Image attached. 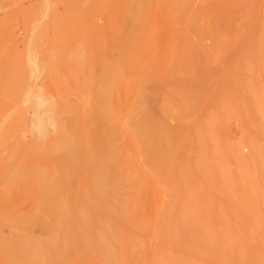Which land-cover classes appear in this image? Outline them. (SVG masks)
<instances>
[{
    "label": "bare ground",
    "instance_id": "6f19581e",
    "mask_svg": "<svg viewBox=\"0 0 264 264\" xmlns=\"http://www.w3.org/2000/svg\"><path fill=\"white\" fill-rule=\"evenodd\" d=\"M259 1L99 0L102 33L92 38L101 50L93 58L99 69L71 70L77 84L57 87L62 100L55 116L43 117L41 99L34 100L31 128L38 140L26 138L25 104H3L0 139L10 135L8 154H0L5 264H224L229 258L264 264L261 160L251 164L241 154L245 144L260 154L259 138L222 146L213 136L224 113L261 120L262 85L248 84L256 93L251 107L222 92V113L204 110L221 92L222 66L212 54L221 56L223 66L242 65L260 75L264 9L261 23L254 21ZM23 2H2L0 11ZM189 135L191 151L184 147ZM228 156L241 161L238 180L226 167ZM250 164L257 171L242 170ZM36 183V208L11 219L4 203L18 204ZM6 222L13 234L2 231ZM53 222L59 227L49 239L31 235ZM254 231L263 236L259 248L250 244ZM137 250H144L139 262Z\"/></svg>",
    "mask_w": 264,
    "mask_h": 264
},
{
    "label": "rangeland",
    "instance_id": "374dc122",
    "mask_svg": "<svg viewBox=\"0 0 264 264\" xmlns=\"http://www.w3.org/2000/svg\"><path fill=\"white\" fill-rule=\"evenodd\" d=\"M0 1L4 2L5 5L8 4V0ZM2 2H0V4H2ZM98 7L99 0H47L46 2L45 0H24L20 5H9L6 10L0 11V110L2 111L0 117H2L4 111V102L10 104L15 102L19 104V102H23V104H25L24 118L27 125H29L28 131L26 132L28 142H34L35 139L38 140L31 128V124L34 122L33 116L36 113V99H41L40 102L42 103L38 113H41L43 117L55 116V107L62 100L57 87L61 84H77L75 76H72L71 70L75 67L85 72L87 70V72H89L93 69H99L98 64H94L93 58H97L101 54V50L99 45L92 42L93 37L98 38L102 33L103 19ZM262 9H264V0H260L256 8L254 21L257 24L261 23L258 17ZM245 21L248 20L246 19ZM262 25L264 29V23ZM210 43L211 41L207 40L206 44L209 45ZM74 50L76 52H74ZM263 50L264 49H262L260 56V75L255 74L257 73L256 71L252 72L247 70L242 65L223 66L221 61L218 60L221 56L215 53L211 55L216 65L222 66L219 72L220 85L217 87V89L220 88L219 90L221 92L215 95L216 98L210 99L211 102L210 100L207 102L204 110L209 112L214 111L216 114L222 113L220 106L222 105V98L220 99V96L224 95L221 94L222 92L228 93V96L237 100L239 104L245 102L247 107H251L256 102V93L249 92L248 84L257 81L260 86L262 85L261 122L254 119L251 120L250 114L247 115L246 113L237 111H233L234 113L230 115L224 113L223 121L216 125L213 136L216 137L222 146H225L227 142L236 144L244 142L249 137L258 136L260 154H255L251 146L247 144H245L246 146L243 145L241 154L245 159H248L251 164L259 162L258 159L260 157L261 163H259L264 172ZM74 53L79 55L77 56V61L72 63L71 60L73 61ZM248 57L249 56H242L241 60L244 58L246 60ZM90 59L93 61L91 62ZM12 88L13 91L11 90ZM14 88L18 90L14 92ZM69 96L70 98L77 97L73 92L70 93ZM217 101H220V103ZM177 123V120L171 119L172 125H177ZM192 123L193 120L189 119L188 125ZM47 129L52 136L55 134L54 127L49 125ZM15 133L16 136H14L13 140L18 138L17 132ZM6 137H10V135L2 136L0 139V154L2 157L6 156L9 152L7 147L10 140L8 141ZM193 141L192 135L186 137L184 147L187 151H191V149L187 147L191 146V144L194 143ZM205 142L206 144L208 143L209 146L212 145L209 135ZM251 164L248 168L242 170L250 172L257 171ZM226 167L232 175L236 176V180H238V174L242 168L241 161L236 160L233 156H228ZM263 172L260 170L259 174H262V178L264 179ZM2 183L3 181L0 179V186L3 185ZM29 185L27 187L29 193L26 198L21 200L18 204L13 196L10 198L11 201L17 205L10 206L11 204L9 202L6 204L4 203L5 208L10 207L8 213L11 219H22V217L29 214L30 211L38 205V198L33 190L37 183L35 185ZM260 188L264 190V180L262 181V179ZM93 198L94 197L89 196L91 200L88 199L89 203L95 204L96 199ZM110 207H112L111 209L115 208L112 205H110ZM157 210L158 208L155 207V212L153 213H156ZM111 214H117V212L114 211L111 212ZM107 216L109 217L110 215ZM11 223H4L2 226L3 229L1 228L2 231L9 234L12 231L9 226ZM109 224L110 223H108V225ZM108 225L106 226L108 227ZM113 226L110 224L108 229L112 230L114 228ZM58 227V222H53V225L49 228L38 226L31 235L35 238L47 240L52 234V229ZM11 233L13 234L14 232ZM15 233L26 235L28 232L23 231L20 233L16 231ZM199 234L202 236L201 233ZM262 237L263 236L259 234L258 231H254L250 240L252 247L259 248L263 241V239L261 240ZM77 252V247L71 249L72 254L76 255ZM143 255L144 250H137L134 256L135 262H139ZM6 257L7 256L0 247V264H5ZM235 263L236 260L230 258L224 262V264Z\"/></svg>",
    "mask_w": 264,
    "mask_h": 264
}]
</instances>
